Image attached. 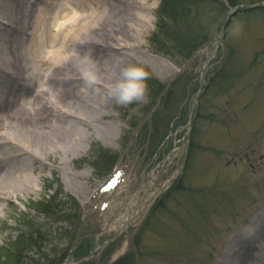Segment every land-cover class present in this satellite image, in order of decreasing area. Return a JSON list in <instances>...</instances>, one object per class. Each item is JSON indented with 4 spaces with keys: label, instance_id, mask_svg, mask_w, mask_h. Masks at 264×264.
Segmentation results:
<instances>
[{
    "label": "rangeland",
    "instance_id": "374dc122",
    "mask_svg": "<svg viewBox=\"0 0 264 264\" xmlns=\"http://www.w3.org/2000/svg\"><path fill=\"white\" fill-rule=\"evenodd\" d=\"M162 2L141 37L149 58L134 61L150 73L147 94L111 106L116 137L96 136L14 197L0 264H216L264 210V7L237 11L221 40L228 0ZM197 40H208L201 54L161 92Z\"/></svg>",
    "mask_w": 264,
    "mask_h": 264
},
{
    "label": "bare ground",
    "instance_id": "6f19581e",
    "mask_svg": "<svg viewBox=\"0 0 264 264\" xmlns=\"http://www.w3.org/2000/svg\"><path fill=\"white\" fill-rule=\"evenodd\" d=\"M154 10L152 0H0V219L76 148L116 137L109 85L137 56L149 58L140 43ZM233 239L216 264H264V210Z\"/></svg>",
    "mask_w": 264,
    "mask_h": 264
},
{
    "label": "clouds",
    "instance_id": "9594fccd",
    "mask_svg": "<svg viewBox=\"0 0 264 264\" xmlns=\"http://www.w3.org/2000/svg\"><path fill=\"white\" fill-rule=\"evenodd\" d=\"M83 75L89 85H95L100 77L94 66L86 61L83 67ZM150 73L139 63H133L122 69L121 78L109 85L111 94L122 104H130L144 97L148 90Z\"/></svg>",
    "mask_w": 264,
    "mask_h": 264
},
{
    "label": "trees",
    "instance_id": "16d2710c",
    "mask_svg": "<svg viewBox=\"0 0 264 264\" xmlns=\"http://www.w3.org/2000/svg\"><path fill=\"white\" fill-rule=\"evenodd\" d=\"M181 1H184V0H163V6H166V3H168V4H171V2H174V4L175 3H177V2H181ZM197 1H199V0H197ZM229 1V3H230V5L231 6H237V5H239L240 4V1L241 0H228ZM260 1H262V0H260ZM172 9H174V10H172L173 11V13L178 17V18H181V19H183V18H185L184 16V14L180 11V10H178L175 6L172 8ZM208 40H197L195 43H193L194 45H192V47L190 48V49H188V52L186 53V58L187 57H190V56H192L193 54H194V52L196 51V50H198L200 47H202L206 42H207ZM180 43V42H179ZM164 90V87L162 88V90H161V92ZM46 206H47V209H49L52 213H56V211H57V208H54V209H51V207H55L54 206V204L52 205V201L50 200V202L49 203H47L46 204ZM35 243H32V245H34ZM3 258V257H2ZM2 258H0V262H1V259ZM10 258H12L10 255H8V256H6V258H5V260L1 263V264H5V261L7 260V259H10ZM123 260L124 259H119V260H117L116 262H114L113 264H122L123 263ZM59 263H62V262H59ZM58 263V264H59Z\"/></svg>",
    "mask_w": 264,
    "mask_h": 264
},
{
    "label": "water",
    "instance_id": "95a60500",
    "mask_svg": "<svg viewBox=\"0 0 264 264\" xmlns=\"http://www.w3.org/2000/svg\"><path fill=\"white\" fill-rule=\"evenodd\" d=\"M264 6V1L262 2H259V3H256V4H246V5H240L238 6L237 8H235L229 15L228 17V20L226 21V23L224 24V27H223V35H222V38L221 40L224 39L225 37V34H226V28L228 26V24L230 23L231 19L233 18L235 12L237 10H241V9H254V8H258V7H263ZM216 44H218V42H216ZM180 74V73H179ZM200 97V94L198 96V98ZM190 142H191V130H189V135H188V142L186 144V148H185V151H186V154H188V150H189V146H190Z\"/></svg>",
    "mask_w": 264,
    "mask_h": 264
}]
</instances>
